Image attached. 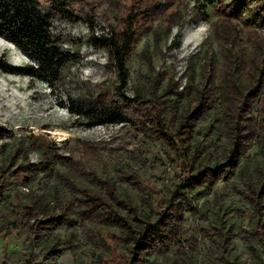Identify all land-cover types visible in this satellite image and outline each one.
<instances>
[{
  "label": "rangeland",
  "instance_id": "rangeland-1",
  "mask_svg": "<svg viewBox=\"0 0 264 264\" xmlns=\"http://www.w3.org/2000/svg\"><path fill=\"white\" fill-rule=\"evenodd\" d=\"M37 9L68 60L0 72V264H264V0ZM128 22L122 96L98 38ZM0 61L33 65L1 37Z\"/></svg>",
  "mask_w": 264,
  "mask_h": 264
},
{
  "label": "trees",
  "instance_id": "trees-1",
  "mask_svg": "<svg viewBox=\"0 0 264 264\" xmlns=\"http://www.w3.org/2000/svg\"><path fill=\"white\" fill-rule=\"evenodd\" d=\"M37 1L0 0V37L12 43L33 63L29 68L18 69L7 67L0 61V72L53 83L68 57L51 42L49 26L37 9ZM65 14L71 21L75 20L69 12ZM131 27L130 22H128L119 42L114 35L108 38L102 36L98 38L100 41H106L110 49L113 68L119 82L118 90L122 96H124L122 89L126 86L129 76L126 68V56L131 42ZM69 110L72 115L77 117L85 112L82 109H75L73 105L69 106ZM122 120L120 114L114 110L104 113L100 119L89 124L88 127L95 125L110 126L121 123ZM150 229L154 230V227Z\"/></svg>",
  "mask_w": 264,
  "mask_h": 264
}]
</instances>
